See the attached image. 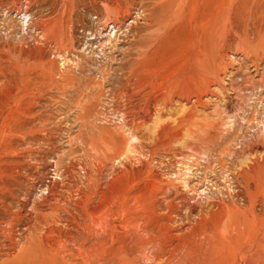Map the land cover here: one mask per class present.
<instances>
[{"label":"rangeland","instance_id":"rangeland-1","mask_svg":"<svg viewBox=\"0 0 264 264\" xmlns=\"http://www.w3.org/2000/svg\"><path fill=\"white\" fill-rule=\"evenodd\" d=\"M175 2L0 0V36L7 33L9 39L1 36L2 41L0 37V57L5 61L0 62V98L12 103L20 97L21 93L10 96L14 83L20 82L15 68L22 67L19 58L27 56L28 48L34 44L49 45L54 60L52 70L43 68L45 78L35 80L40 90L37 86L27 98L20 99L23 119L27 122L14 144L20 159L14 165L17 167L13 178L0 194V205L8 210L0 209V233L6 237L0 238L4 247L0 250V263L8 254L32 247L41 233L75 213V201L83 202L93 193L95 197L87 207L89 217L95 225L101 218L112 224L116 218L114 205L124 185L121 168L114 164L118 154L115 150L122 145L128 146L131 161L142 158V150H150L154 155L152 168L163 176L186 168L192 177V172L199 168L197 172H205L207 180H211L207 185L213 189L219 187L223 193L219 195L227 199L230 153L240 144L264 136V81L260 79L264 61L257 60L260 49L254 47L255 40L260 38V44L262 36L257 37L253 32L247 41L234 36L230 30L228 0L227 10L218 22L219 27L227 25L226 32L220 29L215 39L218 41L224 34L229 44L219 46L222 58L217 55L210 61L194 51L190 43L194 39L191 35L196 33L193 22L185 21L187 26L181 23L174 28L177 30L166 32L165 28L174 20ZM109 8L113 12H107ZM17 11L29 13L35 28L21 32ZM192 11V5L187 4L184 14L192 15ZM96 16L107 19L105 22H124L117 34L110 32L111 40L93 42L91 48V32L100 23L105 24L98 23ZM246 16L248 21L258 18L254 10ZM50 24L54 27L51 35L42 30ZM181 47H184L182 51ZM92 49L97 50L95 54ZM173 64L179 66L174 68ZM33 66L38 65L30 59L27 67ZM181 106L183 110L178 114L183 119L169 134L155 140L152 137L148 142L142 140L143 144L139 143L141 140H131L134 125H151L158 113L164 114L161 118L165 119L166 114L172 115L169 112ZM146 131L147 126L140 129L141 134ZM0 134L5 135L6 131L0 128ZM181 154L189 159L187 167L180 163ZM127 164H131L129 159ZM52 182L57 185L56 195L48 200L44 196L50 193L48 185ZM191 194L188 202L199 199L201 206L207 203V198ZM175 195L174 192L170 196L178 206L172 214L178 220L175 224H186L189 206L181 205ZM215 202L214 207L209 205L205 210L220 207L222 216L227 200ZM193 215V219L199 218L198 212ZM14 216H18L17 221L10 223ZM225 219L223 216L217 222L218 228L225 226Z\"/></svg>","mask_w":264,"mask_h":264},{"label":"bare ground","instance_id":"bare-ground-1","mask_svg":"<svg viewBox=\"0 0 264 264\" xmlns=\"http://www.w3.org/2000/svg\"><path fill=\"white\" fill-rule=\"evenodd\" d=\"M227 1L177 0L174 3L176 12L174 20L172 22L170 20L171 23L165 30L169 32L177 26L180 27L181 23L185 24V21H191L196 27L195 36L191 35L194 39L191 42L189 41L194 51L201 52L210 61H213L217 55L222 58L219 46L222 48L223 45H228L229 41L226 39L227 36H223L224 34L218 41L215 37L220 29L226 32L227 25L219 27L218 22L224 11L227 10ZM187 4L192 5L193 10L192 15L189 14V16L184 14ZM229 4L230 30H233L234 36L238 40L242 39L243 41H247L249 35L253 32L257 37L262 36L261 43L258 44L260 38H257L254 47L260 49V54L256 57L257 60L264 61V0H230ZM171 5L173 6L172 3ZM199 9L201 10L198 11ZM251 10H254L258 15L255 21L247 20L246 15ZM22 12L17 11L16 16L18 17L20 31L27 33L30 32L29 29L35 26V23H33L29 13ZM107 12L113 11L109 8ZM95 18L98 23L107 20L98 16ZM112 22L100 23L101 26L100 24L98 27L95 26L97 30L91 32L92 41H88L91 48H93V42L99 43L101 41L102 43L106 38L111 40L110 32H113L112 35L117 34L124 20L122 22L120 20ZM42 30L51 35L54 27L50 24ZM16 33L18 32L16 31ZM5 34H3L4 36L1 35L4 40L7 38ZM39 40L41 42V39ZM183 48L181 47L180 51ZM51 49L49 45L41 46L38 44L28 48L27 56H20L21 58H19L22 67L18 65L15 68L20 75V82L14 83L13 92L10 90L12 92L10 97L21 93L20 97L14 99L12 103H7L4 98H0V128L6 131L5 135L0 134V194L6 189L7 183L12 180L14 169L17 167L14 165L20 159L14 144L19 141L18 133L27 122L23 119L25 116L22 114L20 99L27 98L32 94L33 89L36 90L38 85L36 86L35 80L40 79L46 73L43 72V68L47 67L48 70H52L53 65L51 64L54 60L51 57ZM96 51L92 49V53ZM175 56L177 54L173 57ZM30 59H33L38 66L28 68L27 63ZM0 62L5 61L0 57ZM187 62H190V58ZM174 64L172 66L176 68L182 63L176 64V67ZM175 73L177 72L175 71ZM187 76L191 78L190 74H187ZM260 79L264 81V71L261 72ZM216 104H219V102ZM174 110L173 113L169 112V114L175 115V117L166 114L167 117L162 119L161 116H164V114L158 113L151 125L146 123L134 125L131 129V140H141L139 143L143 144L142 140L148 142L152 140V137L155 140L158 136L169 134L173 127L179 125L183 119L178 114L183 110V107ZM157 125L160 126L159 129H157ZM145 126H147V131L141 134L140 129ZM137 145L139 148L143 147ZM260 145H262L261 148ZM127 151L128 146L124 145L117 147L115 150L118 154L117 162L115 161L114 164L121 168L124 185L114 205L116 218H113L112 224L101 218L98 224L95 225L94 220L89 217L87 207L95 197L93 193L83 202L75 201V213L71 214L67 220L57 221L56 224L41 233L32 247L20 249L18 253L8 254L0 264H264V136L248 144H240L233 153H230L229 172L231 177L230 184L226 187L227 199L225 200L219 195L221 190L218 186V189H213L207 185V181L211 180H207L205 172L199 174L197 172L199 168H197L192 172L193 176L191 177L185 171L189 159L185 158L183 154H181L180 159L185 160L182 159L180 163L185 165V169L182 171L179 167L180 169L176 172L173 171V174L163 176L162 172V174L154 172L152 168L154 155L150 150H142L143 157H136L134 161H131ZM128 159L131 162L130 165L127 164ZM56 187L55 182L48 185L50 193L44 196L45 199L50 200L56 195ZM174 192L176 193L175 199H178L181 205L188 204L189 206L187 212L188 223L186 224H180L181 222L175 224L178 220L172 214L178 206L170 200V196ZM190 193L193 197L198 195L207 198V203L201 206L199 199L192 203L188 202ZM221 194L223 193L221 192ZM217 199L224 201V203L227 200V205L225 204L227 208L222 216L219 211L220 207L218 210L212 208L205 210V207L209 205L214 207ZM240 200H242L243 205L239 203ZM228 204H230V207ZM0 209L2 212H8L3 205H0ZM197 212L199 218L193 219V214ZM246 215H251L252 218H248ZM178 216H181V214L178 213ZM223 216H226L225 226L218 228L217 222ZM17 217H11L10 223L17 221ZM184 226L186 227L184 228ZM61 235H63L62 238H60ZM1 237L6 238L4 233H0ZM2 245L0 243V250L4 249Z\"/></svg>","mask_w":264,"mask_h":264}]
</instances>
